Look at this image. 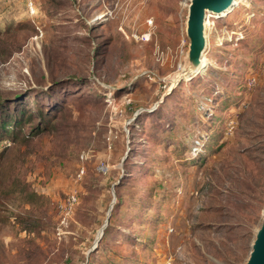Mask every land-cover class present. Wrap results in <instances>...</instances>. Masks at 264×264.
Listing matches in <instances>:
<instances>
[{
  "label": "rangeland",
  "instance_id": "1",
  "mask_svg": "<svg viewBox=\"0 0 264 264\" xmlns=\"http://www.w3.org/2000/svg\"><path fill=\"white\" fill-rule=\"evenodd\" d=\"M238 2L194 71L192 0H0V264H247L264 0Z\"/></svg>",
  "mask_w": 264,
  "mask_h": 264
},
{
  "label": "water",
  "instance_id": "2",
  "mask_svg": "<svg viewBox=\"0 0 264 264\" xmlns=\"http://www.w3.org/2000/svg\"><path fill=\"white\" fill-rule=\"evenodd\" d=\"M232 3L233 0H192L189 8L188 33L191 39V53L192 59L194 58L193 60H196L194 56L196 54V51H198V54H200L201 52H203V48L205 46L206 41H200L203 19H205L206 16L205 13H207V11H225L232 5ZM112 207L113 206H111V209ZM109 217L110 213L108 219ZM108 221L109 220H107V223ZM107 223L102 229L101 237L103 236L104 228L107 226ZM101 237L97 240V243L101 239ZM247 264H264V221L257 233V237L254 241Z\"/></svg>",
  "mask_w": 264,
  "mask_h": 264
},
{
  "label": "bare ground",
  "instance_id": "3",
  "mask_svg": "<svg viewBox=\"0 0 264 264\" xmlns=\"http://www.w3.org/2000/svg\"><path fill=\"white\" fill-rule=\"evenodd\" d=\"M238 0H233V3L230 7H228L227 10L222 11V12H211V11H207L205 19H203V24H202V31H201V40L200 41H206L207 40V33H206V26L209 23V15L214 14L216 16H226L228 13H230L235 7L238 6ZM201 54V55H200ZM200 54H198V51H196V54L194 55L196 60H194V71H202L204 70L207 65H208V60L205 58V55L203 52H201ZM197 56V57H196ZM194 59V58H193ZM102 234V233H101ZM101 237V235L99 236V238ZM98 238V239H99Z\"/></svg>",
  "mask_w": 264,
  "mask_h": 264
},
{
  "label": "built area",
  "instance_id": "4",
  "mask_svg": "<svg viewBox=\"0 0 264 264\" xmlns=\"http://www.w3.org/2000/svg\"><path fill=\"white\" fill-rule=\"evenodd\" d=\"M70 200L72 201V203H76L77 202L76 196H71Z\"/></svg>",
  "mask_w": 264,
  "mask_h": 264
},
{
  "label": "trees",
  "instance_id": "5",
  "mask_svg": "<svg viewBox=\"0 0 264 264\" xmlns=\"http://www.w3.org/2000/svg\"><path fill=\"white\" fill-rule=\"evenodd\" d=\"M7 125H8V124H6V125H5V122H4V123H2L3 130H5V128L7 127ZM13 133H14V131H13Z\"/></svg>",
  "mask_w": 264,
  "mask_h": 264
}]
</instances>
